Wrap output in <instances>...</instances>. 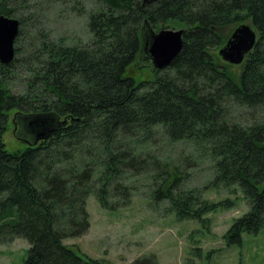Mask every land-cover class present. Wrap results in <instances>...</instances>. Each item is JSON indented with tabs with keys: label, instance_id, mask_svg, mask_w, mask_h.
<instances>
[{
	"label": "trees",
	"instance_id": "1",
	"mask_svg": "<svg viewBox=\"0 0 264 264\" xmlns=\"http://www.w3.org/2000/svg\"><path fill=\"white\" fill-rule=\"evenodd\" d=\"M94 1L85 14L90 41L70 47L38 28L36 0H0V15L19 21L13 62L0 65V245L29 243L24 264H102L62 241L88 232L90 196L107 211L124 209L138 177L151 184L152 206L166 202L177 221L209 227L206 216L232 204L183 190L179 170L137 148L159 132L209 156L211 187L239 188L248 209L223 235L227 247L264 232V0ZM169 23L181 27L182 49L153 72L143 46ZM244 24L257 38L237 77L216 50L226 44L222 30ZM132 64L148 66L152 80L127 76ZM20 67L25 91L13 93ZM15 111L29 145L9 152L2 137ZM133 264L158 262L152 255Z\"/></svg>",
	"mask_w": 264,
	"mask_h": 264
},
{
	"label": "rangeland",
	"instance_id": "2",
	"mask_svg": "<svg viewBox=\"0 0 264 264\" xmlns=\"http://www.w3.org/2000/svg\"><path fill=\"white\" fill-rule=\"evenodd\" d=\"M36 3L37 15L42 20L38 28L45 31L51 41L70 47L90 41L85 14L96 8L94 0H36ZM168 29L178 31L181 27L169 23ZM235 29L227 27L221 31L225 43ZM229 69L238 77L237 67ZM25 73L23 67L17 68L9 86L13 93L25 91ZM126 74L136 81H149L153 77L148 66L137 68L136 64H132ZM237 77L235 82H238ZM230 117L236 120L239 116L231 110ZM15 118L16 111L10 112L2 137L9 152L24 151L29 145L23 140L26 136L22 129L16 132ZM137 148L160 158L170 169L179 170L185 178L183 190H198L206 201H228L232 207L209 213L206 216L209 227L191 220L177 221L167 212L166 202L152 206L149 181L133 178L130 183L135 186V193L124 209L110 212L101 208L94 196L87 199L89 230L80 238L63 240L67 248L80 258L99 260L102 264H133L140 257L152 255L158 264H264V232L256 236L243 235L240 246H226L223 235L234 219L247 212L248 206L238 187L210 186L214 165L208 155L188 141L170 143L161 132L151 144ZM28 249L29 243L23 239L0 245V264H24Z\"/></svg>",
	"mask_w": 264,
	"mask_h": 264
},
{
	"label": "water",
	"instance_id": "3",
	"mask_svg": "<svg viewBox=\"0 0 264 264\" xmlns=\"http://www.w3.org/2000/svg\"><path fill=\"white\" fill-rule=\"evenodd\" d=\"M153 2L155 0H143ZM19 21L0 15V65L7 66L14 59L15 39L19 34ZM182 30H161L150 35V40L143 46L147 58L151 62L152 71H161L171 64L179 54L182 47ZM223 48L218 51V56L226 64L240 65L245 55L255 46L257 35L250 25H240L231 33ZM44 133L36 135L40 141Z\"/></svg>",
	"mask_w": 264,
	"mask_h": 264
}]
</instances>
